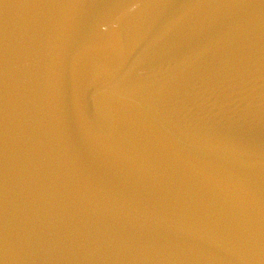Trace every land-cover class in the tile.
<instances>
[{
	"label": "water",
	"instance_id": "1",
	"mask_svg": "<svg viewBox=\"0 0 264 264\" xmlns=\"http://www.w3.org/2000/svg\"><path fill=\"white\" fill-rule=\"evenodd\" d=\"M0 264H264V0H0Z\"/></svg>",
	"mask_w": 264,
	"mask_h": 264
}]
</instances>
